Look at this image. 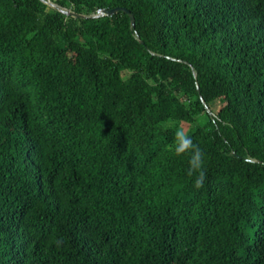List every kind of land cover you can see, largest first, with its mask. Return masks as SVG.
<instances>
[{
	"label": "trees",
	"instance_id": "trees-1",
	"mask_svg": "<svg viewBox=\"0 0 264 264\" xmlns=\"http://www.w3.org/2000/svg\"><path fill=\"white\" fill-rule=\"evenodd\" d=\"M0 264H264V0H0Z\"/></svg>",
	"mask_w": 264,
	"mask_h": 264
},
{
	"label": "clouds",
	"instance_id": "clouds-1",
	"mask_svg": "<svg viewBox=\"0 0 264 264\" xmlns=\"http://www.w3.org/2000/svg\"><path fill=\"white\" fill-rule=\"evenodd\" d=\"M171 150L178 157L188 155L187 175L194 177V187L200 189L203 187L206 179L205 156L204 152L193 143L192 138L183 128H177L174 136V143ZM57 247L61 246L62 240H54Z\"/></svg>",
	"mask_w": 264,
	"mask_h": 264
},
{
	"label": "rangeland",
	"instance_id": "rangeland-1",
	"mask_svg": "<svg viewBox=\"0 0 264 264\" xmlns=\"http://www.w3.org/2000/svg\"><path fill=\"white\" fill-rule=\"evenodd\" d=\"M207 122V116L206 115H202L201 117H199L198 121L194 124H187V123H183L181 125H179V128H183L185 130V132L187 134H189L190 132H192L193 130H195L198 127L204 126L205 123ZM173 126H177V123H169Z\"/></svg>",
	"mask_w": 264,
	"mask_h": 264
},
{
	"label": "water",
	"instance_id": "water-1",
	"mask_svg": "<svg viewBox=\"0 0 264 264\" xmlns=\"http://www.w3.org/2000/svg\"><path fill=\"white\" fill-rule=\"evenodd\" d=\"M51 6H55L53 3H50ZM118 11H125L127 13H130L129 10L127 9H115V10H111V11H107L105 12L104 14L108 15V16H112L113 14H115L116 12ZM66 14L68 15H71V16H74V17H82L78 14H75V13H72V12H67L65 11ZM130 18H131V22H132V25L134 26L135 25V18H134V15L130 14Z\"/></svg>",
	"mask_w": 264,
	"mask_h": 264
},
{
	"label": "built area",
	"instance_id": "built-area-1",
	"mask_svg": "<svg viewBox=\"0 0 264 264\" xmlns=\"http://www.w3.org/2000/svg\"><path fill=\"white\" fill-rule=\"evenodd\" d=\"M99 13H100V14H102V13H103V11H99Z\"/></svg>",
	"mask_w": 264,
	"mask_h": 264
}]
</instances>
